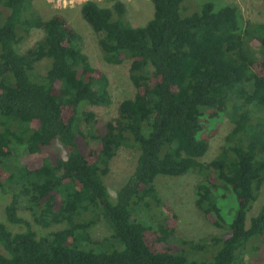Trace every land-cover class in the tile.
I'll list each match as a JSON object with an SVG mask.
<instances>
[{
    "label": "trees",
    "instance_id": "trees-1",
    "mask_svg": "<svg viewBox=\"0 0 264 264\" xmlns=\"http://www.w3.org/2000/svg\"><path fill=\"white\" fill-rule=\"evenodd\" d=\"M32 1L0 0V189L11 193L8 221L26 227L13 233L0 221V264H264V205L247 225L264 188V24L244 22L233 4L207 2L182 16L183 0H150L153 16L134 25L125 0L84 1L80 13L104 59L129 60L135 87L133 98L102 119L84 106L111 102L106 74L90 63L64 14L44 19ZM33 27L43 36L18 50ZM226 117L232 127L220 151L203 161ZM83 122L95 145L84 139ZM55 140L66 158L49 154ZM126 144L139 156L113 197L105 178ZM20 149L28 157L21 165ZM187 172L201 176L195 206L226 229L209 242H222L209 262L174 249L191 240L173 243L177 214L155 212L164 207L157 177ZM230 196L236 212L227 222L223 200ZM22 198L37 224L68 226L34 231L18 214ZM101 217L113 234L93 239L88 228ZM85 239L123 248L96 252L81 245Z\"/></svg>",
    "mask_w": 264,
    "mask_h": 264
},
{
    "label": "rangeland",
    "instance_id": "rangeland-1",
    "mask_svg": "<svg viewBox=\"0 0 264 264\" xmlns=\"http://www.w3.org/2000/svg\"><path fill=\"white\" fill-rule=\"evenodd\" d=\"M102 4H107L106 0H98ZM128 7V18L134 25H144L152 16L154 7L150 0H125ZM58 5L56 0H33L32 4L40 16L44 19L50 17L56 12H61L67 18L72 27L79 33L81 37L80 46L86 53L90 63L104 72L108 78V89L111 102L107 105H85L86 110H92L99 118L108 119L117 112L119 103L127 98H133L135 95V87L130 78V61L126 60L121 64L108 63L99 47V36L92 27L83 19L80 13V6L84 0H73L63 7ZM210 2L215 9H219L226 4H233L238 7L243 21L251 23L264 24V0H183L181 4V15L186 16L199 11L203 5ZM43 36L40 28L33 27L28 35L22 39L17 48L24 51L31 47L37 40ZM45 62L37 64L39 71L46 69ZM232 124L226 117L220 123L218 134L211 140L207 153L202 157L203 161L211 160L221 148L225 141V136L230 131ZM84 139L95 145V141L91 136V130L82 123ZM50 155L59 154L66 158L68 151L66 147L59 141L55 140L49 147ZM16 157L19 159L20 165L25 162L28 157L23 149L15 151ZM139 149L136 146L123 145L119 148L112 159L111 170L105 178L109 193L115 197L118 188L124 184L134 171ZM201 176L195 172H187L180 176L160 175L155 181L158 195L161 197L164 207L161 211L155 209L156 215L162 213H176L177 227L173 238V243L180 244L183 240H191L183 245H176L174 249L182 252L190 260L212 261L214 255L222 247V242L218 244L209 243L214 237H223L226 229L216 227L204 215L203 211L195 206V185ZM11 200V193L0 189V221L5 223L8 230L15 233L23 231L26 227L21 223H12L6 217L5 208ZM226 220L230 222L236 212V204L233 197H227L223 200ZM264 205V188L259 199L254 203L252 209L247 213V225L250 219ZM161 214H160V213ZM18 214L31 222L32 229L39 234L51 235L54 231L63 229L68 226L64 223H53L50 226L37 224L34 215L28 209L26 201L22 198L19 204ZM150 215V214H149ZM147 216L141 215V219ZM93 219V214L88 216ZM88 232L93 239L110 238L113 234V227L107 218L101 217L98 222L88 228ZM206 242V243H205ZM206 245H205V244ZM81 245L91 248L96 252L112 251L114 249H122L123 246L117 240L105 239L98 243L82 240ZM247 259L248 255H244Z\"/></svg>",
    "mask_w": 264,
    "mask_h": 264
},
{
    "label": "built area",
    "instance_id": "built-area-1",
    "mask_svg": "<svg viewBox=\"0 0 264 264\" xmlns=\"http://www.w3.org/2000/svg\"><path fill=\"white\" fill-rule=\"evenodd\" d=\"M72 1L73 0H63V2H62L63 7L67 6V3H70L71 4ZM84 1H86V0H84ZM56 2H57L58 5H61L60 4L61 3V0H56Z\"/></svg>",
    "mask_w": 264,
    "mask_h": 264
}]
</instances>
